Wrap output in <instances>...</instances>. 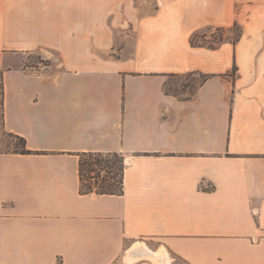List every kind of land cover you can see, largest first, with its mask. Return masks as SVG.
<instances>
[{
  "label": "crops",
  "instance_id": "crops-1",
  "mask_svg": "<svg viewBox=\"0 0 264 264\" xmlns=\"http://www.w3.org/2000/svg\"><path fill=\"white\" fill-rule=\"evenodd\" d=\"M90 151L123 193L81 192ZM0 264H264V0H0Z\"/></svg>",
  "mask_w": 264,
  "mask_h": 264
},
{
  "label": "trees",
  "instance_id": "trees-1",
  "mask_svg": "<svg viewBox=\"0 0 264 264\" xmlns=\"http://www.w3.org/2000/svg\"><path fill=\"white\" fill-rule=\"evenodd\" d=\"M236 23V22H235ZM242 33V32H241ZM240 35L234 40L235 42L241 37ZM198 33L193 34L191 43L194 37ZM207 37V36H206ZM224 40V35L220 39L208 46L216 47ZM200 45H205L199 43ZM203 82L207 79L206 74H202ZM193 90V89H192ZM1 124H3V117L1 116ZM5 134L16 137L20 140L22 148L14 149L13 151L21 153H30V149L26 147V140L24 137L3 131ZM80 190L82 193L96 192L102 193H123L124 187V170H125V159L118 152H82L80 154Z\"/></svg>",
  "mask_w": 264,
  "mask_h": 264
},
{
  "label": "rangeland",
  "instance_id": "rangeland-1",
  "mask_svg": "<svg viewBox=\"0 0 264 264\" xmlns=\"http://www.w3.org/2000/svg\"><path fill=\"white\" fill-rule=\"evenodd\" d=\"M241 25L236 22L231 27H217V28H204L193 39L195 44L203 43L210 45L217 42L222 35L225 39L234 41L241 33ZM207 36V37H206ZM223 40V41H224ZM132 46H130L129 52H131ZM26 62L28 65H44L50 62V59L43 55L41 52H32L26 54ZM203 79L202 74L199 73H187L171 76L167 84V89L176 93H184V90H191ZM2 148L5 150H14L22 148L21 142L16 137L5 134L3 136Z\"/></svg>",
  "mask_w": 264,
  "mask_h": 264
},
{
  "label": "built area",
  "instance_id": "built-area-1",
  "mask_svg": "<svg viewBox=\"0 0 264 264\" xmlns=\"http://www.w3.org/2000/svg\"><path fill=\"white\" fill-rule=\"evenodd\" d=\"M205 185H206V187H208V188H212V186H211L210 184H206L205 181H202V182H201V186H202V187H205Z\"/></svg>",
  "mask_w": 264,
  "mask_h": 264
}]
</instances>
